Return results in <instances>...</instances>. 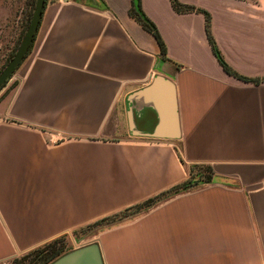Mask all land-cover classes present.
I'll list each match as a JSON object with an SVG mask.
<instances>
[{"label":"crops","instance_id":"0c3cea01","mask_svg":"<svg viewBox=\"0 0 264 264\" xmlns=\"http://www.w3.org/2000/svg\"><path fill=\"white\" fill-rule=\"evenodd\" d=\"M180 1L210 13L233 70L264 75V0ZM140 2L169 59L132 0L45 4L0 98V264L185 180L191 163L212 181L94 233L103 264H264V80L224 69L202 12ZM12 9L0 0V30ZM157 73L174 85L178 137L153 136L155 106L132 95Z\"/></svg>","mask_w":264,"mask_h":264},{"label":"trees","instance_id":"16d2710c","mask_svg":"<svg viewBox=\"0 0 264 264\" xmlns=\"http://www.w3.org/2000/svg\"><path fill=\"white\" fill-rule=\"evenodd\" d=\"M50 1H53V0H50ZM100 1H103V0H100ZM170 2H171L172 7L174 8V10H176L177 12L199 11V12H202L204 14V26H205V32H206V36L208 38V41H209V43H210V45L214 51V54L216 55L219 62L222 64V66L224 67V69L228 73H230V74H232L238 78H241L244 80H250V81H253L255 83H258V82L264 80V75L263 76H256V77H249V76H246V75H243V74L236 72L226 63V61L224 60L219 48L217 47L216 41L212 35L211 16L207 10H205L201 7H198L196 5H193V4L184 3L180 0H170ZM46 3H47V0H45V4ZM128 12L134 19H136L142 25L143 28H145L147 31H149L154 36V38L156 39V41L158 43L159 49H160V51H159L160 57H162L164 59H169L167 56V48H166L165 41H164L163 37L161 36V34H160L156 24L154 23V21L142 9L140 0H132V4L129 7ZM36 33H37V31H36ZM36 33H35V36L31 42L24 58L22 59L20 64L16 67V69L22 64V62L24 61L26 56L31 51L33 44H34L35 37H36ZM12 75H13V73L6 79V81L0 86V88H2L7 83V81L9 80V78ZM17 83H18V80L13 79L7 85H5L6 87L3 89L2 93L0 94V98L5 96L6 94H8L16 86ZM182 162H183V160H182ZM213 175H214L213 168L210 164H208V163H191L188 165V177L185 180H183L179 183H176V184L156 193L155 195H152L150 197H147L146 199H143V200L138 201L132 205H129V206L121 209V211H119L115 214L101 218V219L95 221L94 223H92L90 225L102 224L103 222H105L106 227H110L112 225H115L116 223H118L124 219L133 217L137 214H140L142 212L147 211V209L150 208L151 206L157 204L158 202L168 198L169 196H171L177 192L188 190L192 187L199 185L200 183L211 182L213 179ZM80 229H83V228H80ZM76 231H74V233ZM64 237H65V235L59 236L57 238H54V239L44 243L41 246H38V247L30 250L29 252H27L26 254L21 256L20 258H15V262H17L18 264H25L26 261L28 262V264H50L55 259H57L61 255H63L64 253L72 250V249H66L65 248V245H64L65 238ZM78 239H80V237H78L75 234V240H78Z\"/></svg>","mask_w":264,"mask_h":264},{"label":"water","instance_id":"95a60500","mask_svg":"<svg viewBox=\"0 0 264 264\" xmlns=\"http://www.w3.org/2000/svg\"><path fill=\"white\" fill-rule=\"evenodd\" d=\"M45 0H35L33 12L23 37L12 57L0 70V86L14 73L16 67L24 58L38 29ZM132 95L147 96L152 101L158 113V121L152 135L156 137H178L180 127L177 113V103L174 85L171 80L160 73L152 78L145 87ZM130 124H133L129 111ZM50 264H103L101 252L96 242L78 246L64 253Z\"/></svg>","mask_w":264,"mask_h":264},{"label":"rangeland","instance_id":"374dc122","mask_svg":"<svg viewBox=\"0 0 264 264\" xmlns=\"http://www.w3.org/2000/svg\"><path fill=\"white\" fill-rule=\"evenodd\" d=\"M9 3L13 6V9L10 10V14H8L6 19L3 20V25L0 30V70L15 53L30 21L35 0H5L6 5H8ZM9 82L10 80H8L5 85H7ZM5 85L0 88V91L6 87ZM122 221L118 223H121ZM82 228L83 229H78L75 233L73 232L72 236L64 237V245L66 249H73L75 247L93 242L94 233L107 227L105 226V222H103L102 224L97 225L89 224V226L87 225ZM75 234L80 237V239L75 240ZM73 236L75 241L73 240ZM26 253L14 257L6 261L4 264H18L17 262H15V258H20ZM25 264H28V262L26 261Z\"/></svg>","mask_w":264,"mask_h":264}]
</instances>
